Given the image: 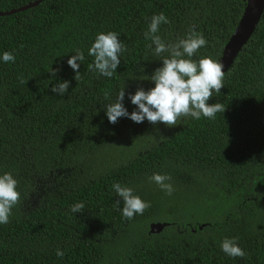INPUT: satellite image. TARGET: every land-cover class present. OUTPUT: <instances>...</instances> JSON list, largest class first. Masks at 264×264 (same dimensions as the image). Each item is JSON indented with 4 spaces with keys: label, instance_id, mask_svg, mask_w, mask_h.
Returning a JSON list of instances; mask_svg holds the SVG:
<instances>
[{
    "label": "trees",
    "instance_id": "trees-1",
    "mask_svg": "<svg viewBox=\"0 0 264 264\" xmlns=\"http://www.w3.org/2000/svg\"><path fill=\"white\" fill-rule=\"evenodd\" d=\"M35 1L0 0V174L12 172L21 193L0 225V264H264V10L208 101L225 112L168 127L113 124L104 108L105 92L114 99L125 88L132 112L129 93L155 86L163 62L144 37L152 15L169 18L166 42L194 27L208 43L193 59L220 61L247 0H40L12 11ZM100 31L127 48L111 78L89 69ZM75 49L84 52L79 81L67 63ZM63 80L61 96L52 87ZM155 172L171 175V196L148 180ZM116 182L151 207L126 220ZM81 201L84 211L72 213ZM156 222L166 225L151 232ZM225 237L247 255H226Z\"/></svg>",
    "mask_w": 264,
    "mask_h": 264
},
{
    "label": "clouds",
    "instance_id": "clouds-1",
    "mask_svg": "<svg viewBox=\"0 0 264 264\" xmlns=\"http://www.w3.org/2000/svg\"><path fill=\"white\" fill-rule=\"evenodd\" d=\"M170 23L169 18L163 13L152 15L144 37L150 40L148 47L155 57L162 60V66L155 69L149 79L154 81L155 86L145 90L139 87L134 94L129 93L131 103L136 106L129 112L123 101L125 88H121L113 99L110 93H104L107 103L104 105L106 115L110 123H117L119 118L127 117L136 123H142L147 119L150 123H164L168 127H174L182 118L191 117L199 120L201 116L212 120L219 112L224 113L226 108L219 102L209 104V99L214 93H220L224 84V65L210 55H202L199 59H193L202 47L207 46V39L203 33L190 27L188 32L174 42H166L161 35L160 25ZM127 51L126 45L121 41L115 31H100L96 34L94 42L88 49V55L94 57L89 65L99 75L111 78L121 63V53ZM67 63L75 71V79L79 81L80 64L84 60V52L74 50ZM12 52L4 51V62H15ZM57 69H51L52 76L56 75ZM21 83L23 76L19 77ZM70 82L59 81L54 84L52 91L63 96L68 92ZM150 182L155 183L161 191L171 196L174 187L169 174L153 173L148 177ZM19 181L12 172L0 174V225L10 221L12 210L21 201V193L18 190ZM112 190L122 198V216L126 220H132L137 214L142 215L149 207L150 202L143 200L135 193L132 187L114 183ZM120 200L116 201L117 206ZM84 203L77 202L72 205L71 212H83ZM238 237H225L220 242L222 251L233 258L245 257L247 253L238 243ZM56 255L63 258L65 252L57 248Z\"/></svg>",
    "mask_w": 264,
    "mask_h": 264
},
{
    "label": "water",
    "instance_id": "water-1",
    "mask_svg": "<svg viewBox=\"0 0 264 264\" xmlns=\"http://www.w3.org/2000/svg\"><path fill=\"white\" fill-rule=\"evenodd\" d=\"M40 0L29 3L25 6L19 7L16 10L20 11L31 6L36 5ZM264 10V0H247L244 12L235 27L232 35L228 42L224 46L220 62L224 65V71H226L232 63V60L240 50L242 44L249 38L251 33L254 31L261 15ZM4 13L0 12V15ZM166 225V223H151L150 231L159 232Z\"/></svg>",
    "mask_w": 264,
    "mask_h": 264
}]
</instances>
